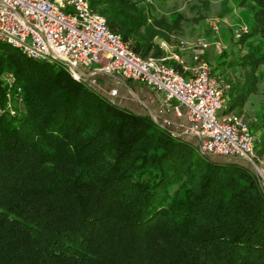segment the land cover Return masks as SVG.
Instances as JSON below:
<instances>
[{
    "label": "trees",
    "instance_id": "trees-1",
    "mask_svg": "<svg viewBox=\"0 0 264 264\" xmlns=\"http://www.w3.org/2000/svg\"><path fill=\"white\" fill-rule=\"evenodd\" d=\"M251 1L264 39V0ZM90 3L135 52L162 55L145 9ZM246 59L257 68L264 51ZM17 87L19 113L0 118V264H264V189L247 164L203 157L62 63L0 43V97ZM259 123L263 139L264 110Z\"/></svg>",
    "mask_w": 264,
    "mask_h": 264
},
{
    "label": "built area",
    "instance_id": "built-area-1",
    "mask_svg": "<svg viewBox=\"0 0 264 264\" xmlns=\"http://www.w3.org/2000/svg\"><path fill=\"white\" fill-rule=\"evenodd\" d=\"M249 33L245 27L235 37L240 40ZM0 43L31 60L60 62L75 79L102 94V87L96 88L92 77L106 74L146 85L162 95L166 106L177 102L176 115L185 116L187 130L197 140L198 153L247 164L264 189L257 156L261 140L252 123L230 109L233 84L214 74L205 57L210 47L206 38L180 41L176 46L163 42L160 46L167 52L165 56L144 57L110 29L90 0H0ZM186 52L191 53V63L180 55ZM7 78L13 82L12 74ZM22 94V87H17L0 97V118L5 113H19ZM109 94L116 97L117 90ZM162 126L169 129L171 122L164 121Z\"/></svg>",
    "mask_w": 264,
    "mask_h": 264
},
{
    "label": "rangeland",
    "instance_id": "rangeland-1",
    "mask_svg": "<svg viewBox=\"0 0 264 264\" xmlns=\"http://www.w3.org/2000/svg\"><path fill=\"white\" fill-rule=\"evenodd\" d=\"M132 1L145 9L150 18V23L157 22L163 25L157 24L160 33L165 36L160 35L154 40L158 49L156 51L159 53L163 52L165 55L167 53L161 49L160 45L163 42L176 46L180 41L193 42L199 37L208 40L211 50L207 60L212 66L214 74L228 79L233 86L247 88L242 93L241 103L235 108V111L244 115L252 123L254 131L261 140L263 128L259 122L264 110V64L253 68L247 64L249 61L246 59L249 54L256 53L259 55L264 51V39L252 35L253 2L251 0ZM245 27L249 29L250 33L237 40L236 32ZM52 63L60 62L52 61ZM82 70L91 71L86 68H82ZM98 79L99 76L92 77V81L97 85L96 88L102 86ZM149 116L162 126L163 120ZM255 119L258 120L256 124L254 123ZM169 130L175 129L171 126ZM181 133L177 135L194 144L193 139L188 134ZM257 156L259 168L264 173V138L258 147ZM211 160L236 161L219 156H213Z\"/></svg>",
    "mask_w": 264,
    "mask_h": 264
},
{
    "label": "crops",
    "instance_id": "crops-1",
    "mask_svg": "<svg viewBox=\"0 0 264 264\" xmlns=\"http://www.w3.org/2000/svg\"><path fill=\"white\" fill-rule=\"evenodd\" d=\"M210 50L211 45L205 52L206 58H208ZM180 55L183 56L188 63H191L192 59L190 52ZM162 56H165V54L163 53ZM172 63H175V61L172 60ZM98 82L102 85L103 95L114 103L136 114L151 115L156 119L163 120V122L169 121L171 122L172 128L178 130L177 132L172 130L174 133L179 134L182 132L181 134H188L189 137L193 139L194 145L197 143L196 138L187 130L185 116L178 117L176 115L175 107L178 106L177 102L172 101L169 105H164L161 94L139 82L118 79L106 74L99 75ZM112 89L117 90L116 97L110 96L109 93ZM181 109L185 114V108Z\"/></svg>",
    "mask_w": 264,
    "mask_h": 264
}]
</instances>
